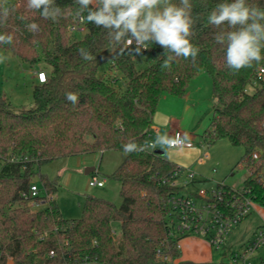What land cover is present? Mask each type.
<instances>
[{
  "label": "trees",
  "instance_id": "obj_1",
  "mask_svg": "<svg viewBox=\"0 0 264 264\" xmlns=\"http://www.w3.org/2000/svg\"><path fill=\"white\" fill-rule=\"evenodd\" d=\"M221 2L192 0L194 15L201 16L192 42L201 50L194 62L179 58L171 69L161 70L166 56L158 44L145 53L152 64L138 69L135 48L127 41L123 50L114 47L105 30L81 22L73 0H55L63 9L55 22L28 9L27 0H0V7L15 9L0 27L14 34V42L1 49L30 69L43 59L48 75L45 83H32L31 109L16 112L9 99L0 97V264H10L9 259L11 264H175L177 243L185 237L170 236L167 216L170 197L180 192L169 179L180 167L147 148L125 154L123 145L130 139L147 145L162 96L186 97L191 81L203 72L212 78L216 101L203 137L209 145L227 140L244 149L241 163L249 176L242 189L264 208V63L237 75L225 67L224 47L213 38L218 30L206 25L208 13ZM252 2L264 7V0ZM30 23L36 25L32 31ZM75 26L83 28L82 38L75 35L79 30H71ZM82 48L94 59H83ZM103 66L107 70L99 76ZM66 92L76 93L79 102L71 104ZM106 151L125 154L111 175L120 184V205L87 197L77 219H65L54 198L48 208L33 210L27 196L34 179L50 195L57 188L38 172L43 165ZM220 188L219 207L230 209L239 192ZM115 222L121 224L118 237ZM160 248L170 255L169 263L157 258Z\"/></svg>",
  "mask_w": 264,
  "mask_h": 264
},
{
  "label": "rangeland",
  "instance_id": "obj_2",
  "mask_svg": "<svg viewBox=\"0 0 264 264\" xmlns=\"http://www.w3.org/2000/svg\"><path fill=\"white\" fill-rule=\"evenodd\" d=\"M84 34V31L75 33L77 38H82ZM0 55L7 57L5 62L0 63V97L9 99L16 112L33 108L35 105L32 95L33 84L29 75L30 67L10 54L5 53L1 47ZM134 59L138 69H145L153 62L150 55L142 51L137 53L135 49ZM45 68L46 66L42 59V62L35 69ZM106 70L107 66L101 67L99 76ZM212 85V78L203 72L191 81L186 97L180 98L168 94L162 96L153 119L154 129L156 127L155 123L161 122L160 125L164 126L163 124L165 123L162 120L173 118L174 123L179 125V131L190 138V142L194 147L169 149L163 145L160 138L158 140L160 145H157V148L164 152L163 157L168 161L183 169L191 168L197 174L196 183L194 185L190 184L192 191L196 192L200 189L211 191L218 185H226L234 190H241L249 176V172L244 164L241 163L245 154L244 149L233 146L227 140H221L209 145L203 137L204 133L210 128L215 114L216 101L213 97ZM166 131L167 128L162 127V136L165 135ZM156 139L157 136L153 138L154 142ZM202 155L209 156L203 165L198 162ZM124 158L125 154L120 151L80 154L53 160L43 165L38 172L57 183L56 192L52 196L62 216L65 219H77L82 215L83 205L87 197L102 198L116 205L121 204L120 184L113 180L111 175L120 166ZM88 168H95L96 171L86 174ZM93 177H97L100 180L105 179V187H91L89 182ZM34 180L42 192H45L40 180L38 178ZM186 180L185 176L181 177L178 184L183 186ZM49 205L46 202L33 208V210H44ZM261 211V208L253 210L247 218L238 224L229 236L227 250H237L243 241H247L254 236L252 231L258 225L264 223L260 214ZM113 231L118 237L121 231V224L115 222ZM206 242L208 243V241ZM210 247L212 248V254L209 262L193 263L188 261L187 263L220 264L222 253L215 250L211 245ZM181 263L186 262H178V264Z\"/></svg>",
  "mask_w": 264,
  "mask_h": 264
},
{
  "label": "clouds",
  "instance_id": "obj_3",
  "mask_svg": "<svg viewBox=\"0 0 264 264\" xmlns=\"http://www.w3.org/2000/svg\"><path fill=\"white\" fill-rule=\"evenodd\" d=\"M77 5L75 14L81 22L91 23L105 30L107 38L114 47L125 42L135 44L140 53L152 44H158L164 50L161 70L171 69L172 62L183 58L196 60L200 47L192 41L197 36L196 24L200 14L193 13L192 0H73ZM27 8L39 12L44 19L57 21L63 15V9L55 0H27ZM14 8L0 7V27L7 25ZM206 25L215 31L213 38L224 47L225 67L231 74L253 68L264 63V7L252 0H223L207 15ZM32 31L36 25L28 24ZM14 34L0 32V47L11 45ZM85 60L94 57L85 49H80ZM7 57L0 55V63ZM65 98L73 105L79 102L74 92H66ZM163 138L169 148L177 142L190 141L185 135L183 141H177L167 134L158 135L151 145H139L130 139L123 145L125 154L145 151L146 147L160 145Z\"/></svg>",
  "mask_w": 264,
  "mask_h": 264
},
{
  "label": "built area",
  "instance_id": "obj_4",
  "mask_svg": "<svg viewBox=\"0 0 264 264\" xmlns=\"http://www.w3.org/2000/svg\"><path fill=\"white\" fill-rule=\"evenodd\" d=\"M71 30L83 31V28L75 26ZM126 44L135 48V44L128 42ZM146 51L147 49L142 50L143 53H146ZM261 73H264V70H261ZM36 78L39 83H45L48 75L45 71H38ZM155 136H158V132L152 131L149 134L150 141L147 145L154 143L153 138ZM169 137L177 141H183L185 138L179 130L174 131ZM164 144L169 148L165 141ZM186 147L191 148L194 146L190 141L183 144L177 142L169 149ZM146 148L151 152L156 151V146ZM208 158V155H202L198 162L203 165ZM253 159H258L257 154L253 156ZM196 175L191 168L183 169L180 167L169 179L173 187L180 189V192L172 195L169 200L170 211L167 219L168 225L172 227V231L169 232L170 236L178 238L198 237L208 241L215 250L222 253L220 264H264V226L256 229L254 236L247 241H243L237 250H227L229 236L238 224L247 218L258 205L248 196L247 191L241 189L238 190L239 193L231 202L232 205L227 203L230 209L220 208L219 203L224 199V192L220 185L211 191L200 189L194 192L191 190L190 184L194 185L197 181ZM184 176L187 180L183 186L179 185V179ZM105 183V179L100 180L93 177L89 185L103 188ZM27 198L31 200L32 205L35 207L46 202L49 203L53 199L52 195L46 191L42 192L36 183L31 186ZM200 202L201 204H199ZM180 242L177 243L178 251L181 248ZM50 255L54 256V252H51ZM157 258L162 262L169 263L171 261L170 255L165 253L162 248L158 249ZM9 263H12V259H9Z\"/></svg>",
  "mask_w": 264,
  "mask_h": 264
},
{
  "label": "crops",
  "instance_id": "obj_5",
  "mask_svg": "<svg viewBox=\"0 0 264 264\" xmlns=\"http://www.w3.org/2000/svg\"><path fill=\"white\" fill-rule=\"evenodd\" d=\"M38 71H43L42 69H29V75L31 76V81L33 82H38L37 78H36V73ZM164 118H166L164 116ZM164 126H161L160 123L161 122H157L155 123V129H154V121H153V126H152V131H157L158 135L162 136V127L163 128H167V131L165 132V134H167L168 136H170L174 131L179 130V125L174 123V119L173 118H169L168 120L164 119L162 120ZM185 136V134H183ZM161 141L164 144V139L161 138ZM156 150H160L157 148L156 145ZM162 151V150H160ZM200 164V163H199ZM106 184V183H105ZM105 187V186H104ZM257 208H261L262 211L260 212V214L262 215L263 221H264V208L262 207H257ZM256 208V209H257ZM260 226H264V223L261 225H258L252 232V234H254V232L256 231V229H258ZM180 257L175 261L176 264H178V262H193V263H207L211 260V254H212V248L210 247V245L203 239L201 238H197V237H187L184 238L183 240H181L180 242Z\"/></svg>",
  "mask_w": 264,
  "mask_h": 264
},
{
  "label": "water",
  "instance_id": "obj_6",
  "mask_svg": "<svg viewBox=\"0 0 264 264\" xmlns=\"http://www.w3.org/2000/svg\"><path fill=\"white\" fill-rule=\"evenodd\" d=\"M155 154L163 156L164 152H163V151H160V150H156V151H155ZM95 171H96L95 168H88V169L86 170V174H91V173H93V172H95ZM181 264H192V263H187V262H186V263H181Z\"/></svg>",
  "mask_w": 264,
  "mask_h": 264
}]
</instances>
